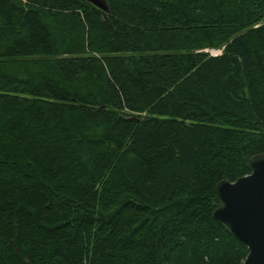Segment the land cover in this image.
I'll use <instances>...</instances> for the list:
<instances>
[{
    "label": "trees",
    "instance_id": "trees-1",
    "mask_svg": "<svg viewBox=\"0 0 264 264\" xmlns=\"http://www.w3.org/2000/svg\"><path fill=\"white\" fill-rule=\"evenodd\" d=\"M106 1L0 0V264H241L264 0Z\"/></svg>",
    "mask_w": 264,
    "mask_h": 264
},
{
    "label": "water",
    "instance_id": "water-1",
    "mask_svg": "<svg viewBox=\"0 0 264 264\" xmlns=\"http://www.w3.org/2000/svg\"><path fill=\"white\" fill-rule=\"evenodd\" d=\"M103 13L110 8L106 0H86ZM249 173L235 181L216 184L218 206L212 216L248 252L241 264H264V152L247 161Z\"/></svg>",
    "mask_w": 264,
    "mask_h": 264
},
{
    "label": "rangeland",
    "instance_id": "rangeland-1",
    "mask_svg": "<svg viewBox=\"0 0 264 264\" xmlns=\"http://www.w3.org/2000/svg\"><path fill=\"white\" fill-rule=\"evenodd\" d=\"M220 52V50H218V49H216V50H211V53L212 54H216V53H219Z\"/></svg>",
    "mask_w": 264,
    "mask_h": 264
},
{
    "label": "bare ground",
    "instance_id": "bare-ground-1",
    "mask_svg": "<svg viewBox=\"0 0 264 264\" xmlns=\"http://www.w3.org/2000/svg\"><path fill=\"white\" fill-rule=\"evenodd\" d=\"M110 8V7H109ZM101 11V10H100ZM110 11V10H109ZM106 13H108V12H106ZM106 13H104V14H106Z\"/></svg>",
    "mask_w": 264,
    "mask_h": 264
}]
</instances>
